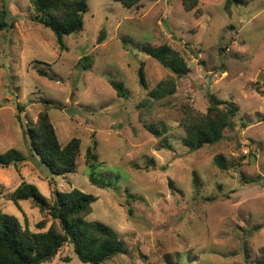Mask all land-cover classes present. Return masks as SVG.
<instances>
[{"label": "rangeland", "instance_id": "rangeland-1", "mask_svg": "<svg viewBox=\"0 0 264 264\" xmlns=\"http://www.w3.org/2000/svg\"><path fill=\"white\" fill-rule=\"evenodd\" d=\"M195 1L188 11L184 0H140L131 9L88 0L82 31L63 37L61 50L30 20L32 0H0L14 24L0 32V154L24 157L18 169L0 167V213L39 232L44 215L29 200L17 208L9 195L26 182L52 204L54 190L75 188L96 198L86 219L124 242L125 253L103 264L264 262V0ZM146 45L170 48L184 69L161 66ZM211 94L235 105L232 127L191 151L182 123L204 115ZM43 110L61 145L80 141L73 173L50 175L30 148L26 127ZM93 143L98 162L88 166ZM90 175L110 187L92 185ZM44 264L83 263L65 243Z\"/></svg>", "mask_w": 264, "mask_h": 264}, {"label": "trees", "instance_id": "trees-1", "mask_svg": "<svg viewBox=\"0 0 264 264\" xmlns=\"http://www.w3.org/2000/svg\"><path fill=\"white\" fill-rule=\"evenodd\" d=\"M87 1L32 0L35 15L30 20L49 29L62 50L63 37L82 31V18L87 12ZM114 1L131 9L140 0ZM230 1L228 0L226 4L229 5ZM188 2L184 0V9L191 11L197 2L195 0ZM6 15L7 11L3 7L0 8V32L14 27L13 22H7ZM142 48L146 55L155 59L161 66L168 67L177 74H180V68L184 69L181 62H176L179 59L170 48L166 46L155 48L147 45ZM37 73L41 77L53 80V77L44 71L37 70ZM138 75L140 85L145 87L142 67L139 68ZM109 84L118 97L124 96L122 86L114 81H109ZM155 92L158 93V89ZM208 102L209 107L204 115L194 117L190 114L182 123L186 133L182 144L191 151L218 143L223 139L224 131L232 127V120L236 114L235 105L220 101L212 94L209 95ZM46 104L49 105L48 102ZM16 109L18 113L16 119L20 122L19 113L23 111V106L17 105ZM148 130L155 137L161 136V132L155 129ZM25 134L32 152L38 156L40 163L47 168L50 175L62 176L75 172L80 141L72 138L65 145H61L46 110L38 113L35 124L27 126ZM165 147L170 148L168 145ZM95 149V143L86 149L84 157L88 166H94L98 162ZM22 161L24 157L14 149L0 154L1 168L18 169ZM216 165L223 168L220 160H217ZM89 182L101 189L110 187L92 175L89 177ZM197 182V177L194 175L195 188ZM27 200L44 215L42 221L35 225L39 232L30 231L26 221L25 226L22 227L14 216L0 213V264L48 263L65 243L72 245L74 254L83 264H103L112 257L125 253L124 242L110 227L86 219L92 211V204L96 201L94 196L84 194L75 188L64 193L54 190L53 203L49 204L34 185L22 182L9 195V201L19 208V203ZM48 219L51 221L50 225L45 231H41L45 228Z\"/></svg>", "mask_w": 264, "mask_h": 264}, {"label": "water", "instance_id": "water-1", "mask_svg": "<svg viewBox=\"0 0 264 264\" xmlns=\"http://www.w3.org/2000/svg\"><path fill=\"white\" fill-rule=\"evenodd\" d=\"M256 264H264V262H258V263H256Z\"/></svg>", "mask_w": 264, "mask_h": 264}]
</instances>
